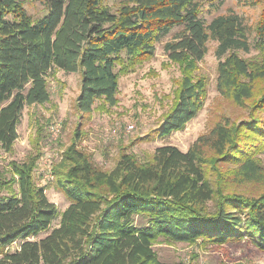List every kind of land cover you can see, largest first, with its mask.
Here are the masks:
<instances>
[{
    "label": "trees",
    "instance_id": "obj_1",
    "mask_svg": "<svg viewBox=\"0 0 264 264\" xmlns=\"http://www.w3.org/2000/svg\"><path fill=\"white\" fill-rule=\"evenodd\" d=\"M39 1L45 12L32 17L24 0H0L4 151L12 150L24 108L49 101V72L79 74L81 118L107 111L117 102L119 75L151 57L154 44L175 28L163 45L180 69L175 100L142 140L181 130L200 111L207 79L198 63L211 40L217 43L216 89L245 116L217 121L185 151L159 145L146 162L121 150L108 171L75 147L76 132L53 169L69 204L58 226L39 239L33 238L50 228L57 209L35 181L37 157L0 166V264H183L158 260L152 248L158 237L223 244L248 236L264 250V9L252 29L232 10L206 21L199 0ZM251 50L256 53L248 58L238 55ZM246 184L262 189L240 192Z\"/></svg>",
    "mask_w": 264,
    "mask_h": 264
},
{
    "label": "rangeland",
    "instance_id": "obj_2",
    "mask_svg": "<svg viewBox=\"0 0 264 264\" xmlns=\"http://www.w3.org/2000/svg\"><path fill=\"white\" fill-rule=\"evenodd\" d=\"M202 2V17L211 18L232 10L238 13L252 29L259 20L264 3L242 5L236 0H199ZM26 11L32 17L41 16L44 6L39 0H24ZM177 29H173L156 42L151 57L136 64L131 70L118 77L117 102L107 111L94 110L81 118L75 108V98L80 89L77 72L56 69L46 76L50 99L42 105L26 106L17 126V138L9 152L0 148V166L7 170L11 161L22 162L35 156L34 177L37 185L44 187L47 199L54 203L57 216L50 228L39 234V239L57 227L62 211L69 201L55 186L54 166L63 157V152L75 140V147L91 155L93 162L101 169L110 170L121 150L134 155L138 161L151 159L154 149L162 144H171L185 151L196 138L219 120L238 122L245 116V110L222 97L216 89L217 63L215 55L217 43L209 41L207 52L198 63V73L207 79L206 96L197 115L184 128L171 132L166 137L142 140L151 130L157 128L166 111L175 100L176 83L180 78L177 63L170 61L163 50L166 41L171 40ZM254 33L250 36L252 39ZM256 52H238L248 58ZM264 164V151L259 154ZM262 185L246 184L238 187L240 192L255 194ZM139 224L142 217H136ZM19 242L10 249L17 248ZM158 260L164 263L183 264H264V250H261L248 236L223 244L173 242L158 237L152 243Z\"/></svg>",
    "mask_w": 264,
    "mask_h": 264
}]
</instances>
